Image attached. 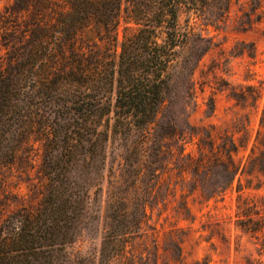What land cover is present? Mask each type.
Here are the masks:
<instances>
[{"label":"trees","instance_id":"trees-1","mask_svg":"<svg viewBox=\"0 0 264 264\" xmlns=\"http://www.w3.org/2000/svg\"><path fill=\"white\" fill-rule=\"evenodd\" d=\"M233 2L13 0L0 9L6 49L0 55V166L14 162L28 143L42 156L47 177L38 202L4 214L0 264H183L191 228L175 223L162 246L160 230L149 223L154 205L180 192L177 215L193 223L190 195L223 198L234 185L235 224L264 251V193H246L264 187V106L246 158L238 157L235 137L228 131L218 136L213 123L188 122L187 130L178 127L174 110L165 120L160 116L177 68L182 98L195 96L194 73L211 48L212 37L199 34L189 17L184 23L183 14L218 27ZM263 2L252 0L242 29L262 18ZM192 38L210 44L189 50ZM249 47L255 57V43ZM232 93L242 104H255L262 90L240 84ZM195 135L196 149H188ZM116 139L128 142L112 181L100 251L74 253L70 246L92 194L103 188L101 169ZM207 227L208 238L219 232L213 222Z\"/></svg>","mask_w":264,"mask_h":264},{"label":"rangeland","instance_id":"rangeland-1","mask_svg":"<svg viewBox=\"0 0 264 264\" xmlns=\"http://www.w3.org/2000/svg\"><path fill=\"white\" fill-rule=\"evenodd\" d=\"M12 1L0 0V9ZM252 4V0H234L227 19L221 21L218 27L204 17L183 14L184 23L189 17L190 24L195 25L199 34L212 37L211 48L203 55L194 73L195 96L187 102L182 98L184 91L180 83L183 76L181 69L177 68L172 90L160 114L165 120V115L167 117L174 110L180 129H187V123L190 122L193 125L213 123L217 126L215 132L218 136L228 131L240 144L238 157L241 158H246L254 144L264 106V2L259 8L262 12L260 20L246 30L240 25L241 20L248 18L246 11H251ZM252 16L255 17L256 13ZM251 42L256 46L255 57L249 54ZM201 43L210 44L209 41L192 38L188 49L200 48ZM237 45L238 48H244L243 54L235 53ZM5 53L6 49L0 40V55ZM240 84H256L261 88L262 95L255 104L251 101L242 104L233 96L234 87ZM175 97L178 101L173 103L171 99ZM186 134L189 139V134ZM197 139L195 135L188 142V149H196ZM124 142L128 141L116 139L110 142L106 165L101 169L104 174L101 180L103 188L96 196L92 194L90 207L80 222L77 238L70 246L74 253L96 255L100 251L112 181L115 174L120 173L124 161ZM41 166L42 156L28 143L20 149L14 162L0 166V222L8 211L22 203H36L44 196L47 177ZM246 193H264V187L259 190L248 188ZM238 194L234 185L225 192L223 198L204 200L196 194L190 195L189 201L196 215L193 223L177 215L175 206L180 199V192L176 197L168 196L167 202L159 198V203L151 210L153 217L149 223L160 230L162 246L167 232L175 223L191 228L183 242V264H195L196 260L205 258H209L210 264H264V251L259 244L235 224ZM209 222H213L219 230L211 238L207 237L210 233L207 227Z\"/></svg>","mask_w":264,"mask_h":264}]
</instances>
